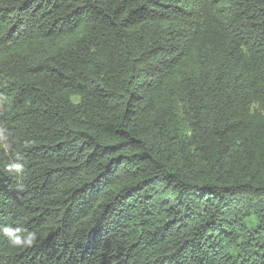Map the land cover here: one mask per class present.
<instances>
[{
  "label": "trees",
  "instance_id": "obj_1",
  "mask_svg": "<svg viewBox=\"0 0 264 264\" xmlns=\"http://www.w3.org/2000/svg\"><path fill=\"white\" fill-rule=\"evenodd\" d=\"M0 128V264H264V0H0Z\"/></svg>",
  "mask_w": 264,
  "mask_h": 264
},
{
  "label": "clouds",
  "instance_id": "obj_2",
  "mask_svg": "<svg viewBox=\"0 0 264 264\" xmlns=\"http://www.w3.org/2000/svg\"><path fill=\"white\" fill-rule=\"evenodd\" d=\"M5 130L0 128V142L5 141L6 137L3 136V132ZM2 146L7 147L6 144H2ZM19 159V157H17ZM6 170L10 173H15L17 176H22L24 174V167L20 163H11L6 166ZM24 185L20 184V188H23ZM3 233L8 236L9 244L12 247H24L27 245H31L34 240L36 239V234L34 232H28L26 229L23 228H8L4 227L2 229Z\"/></svg>",
  "mask_w": 264,
  "mask_h": 264
}]
</instances>
